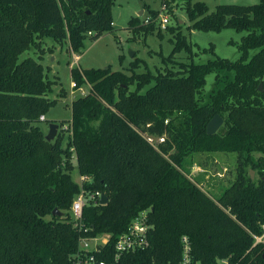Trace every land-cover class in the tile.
<instances>
[{"label": "trees", "instance_id": "trees-1", "mask_svg": "<svg viewBox=\"0 0 264 264\" xmlns=\"http://www.w3.org/2000/svg\"><path fill=\"white\" fill-rule=\"evenodd\" d=\"M175 1L192 30L245 32L240 59L175 61L157 72H135L138 59L130 72L73 67L72 80L90 92L73 100L68 130L60 123L48 142L40 119L56 104L48 98L54 82L39 60L21 55L43 38L80 55L87 34L98 39L113 28L114 0H0V264H71L82 238L102 234L112 235V250L145 210L150 247L134 264L180 263L184 237L194 264H264V244L255 245L264 233V0L212 13L194 0L161 4ZM130 27L148 33L154 26L136 18ZM182 47L175 44L169 59ZM216 115L224 124L210 136ZM212 153L237 158L235 178L219 196L189 177L195 155ZM75 167L92 179L88 193L109 199L87 200L81 228L70 214L81 192ZM55 209L64 216H53Z\"/></svg>", "mask_w": 264, "mask_h": 264}, {"label": "rangeland", "instance_id": "rangeland-1", "mask_svg": "<svg viewBox=\"0 0 264 264\" xmlns=\"http://www.w3.org/2000/svg\"><path fill=\"white\" fill-rule=\"evenodd\" d=\"M193 2L204 3L208 12L212 13L220 5L253 6L260 0H194ZM161 8V0H114L113 28L98 39H93V35L87 34L80 55L74 53L68 44L61 45L49 38L39 39L34 47L21 55V61L26 58L39 60L44 66L47 78L54 82L48 98L56 101V104L45 115L46 120L42 123L46 134L51 123L59 125L64 123L65 126L72 120V102L81 96L80 92L72 95L73 67L80 70L110 68L113 72H130L131 63L138 59L135 72H144L146 67L152 72H157L175 66V61L203 64L215 57L231 61L240 59L239 45L242 37L246 35L245 32L231 28L220 32L192 30L190 27L193 22L189 19L181 1L173 2L166 7V11L162 12ZM136 18L142 23L148 18L152 19L153 29L148 33L143 31L135 33L130 27V22ZM163 18L168 19V23L164 24ZM178 43L183 44L182 50L169 59L175 44ZM254 53L251 52V56ZM73 55L80 56L77 63L74 62ZM214 79V73L207 76L205 91L212 88ZM84 88L88 90V87ZM221 130L222 127L219 132ZM66 136L70 135L66 133ZM254 156L257 158L261 155L255 153ZM236 161V154L233 153L197 154L189 168V177L205 193L219 196L222 189L235 178ZM72 177L81 185L76 167L72 171ZM257 178V174L254 173L253 179L257 180Z\"/></svg>", "mask_w": 264, "mask_h": 264}, {"label": "built area", "instance_id": "built-area-1", "mask_svg": "<svg viewBox=\"0 0 264 264\" xmlns=\"http://www.w3.org/2000/svg\"><path fill=\"white\" fill-rule=\"evenodd\" d=\"M166 5L162 4L161 11H166ZM162 17V14L160 15ZM152 19L148 18L143 24L148 25ZM163 23H168V19H162ZM114 26V24H112ZM92 35V33H89ZM74 62L80 60V56L73 55ZM72 95L81 93V97L87 96L90 92V85L84 84L78 86L75 81L71 82ZM84 87H88L86 90ZM87 91V92H85ZM79 97V96H78ZM41 121H45V116H42ZM71 122V121H70ZM68 125L63 126V130L67 131ZM61 130V126H60ZM151 142L153 139H149ZM164 138H160L159 142H163ZM81 192L76 196L70 214L75 227L81 228L83 226V211L88 199H101L102 194L99 192L88 193L84 189V184L92 182V179L87 176H80ZM148 210L141 212L129 225L128 230L120 235L114 247L110 248L111 234H102L95 237L82 238L79 242V250L71 261V264H134L133 259L139 253L146 251L150 247V233L152 225L149 222ZM264 230V225H263ZM264 244V233L262 236L255 237V245ZM100 255L105 256L106 259H101ZM178 264H194L191 255V244L187 237L182 239V260ZM199 264V263H198ZM220 264H230L228 260H221Z\"/></svg>", "mask_w": 264, "mask_h": 264}, {"label": "water", "instance_id": "water-1", "mask_svg": "<svg viewBox=\"0 0 264 264\" xmlns=\"http://www.w3.org/2000/svg\"><path fill=\"white\" fill-rule=\"evenodd\" d=\"M133 56H134V54H133ZM260 90L263 91V85L262 84L260 85ZM223 124H224L223 118L220 115H216L208 124V127H207L208 135H210V136L215 135L219 131V129L223 126ZM59 132H60V125L55 124V123H51L49 125V131L46 135V140L48 142H53L57 138ZM251 173H252V178H254L255 172L251 171ZM108 203H109L108 197L106 195H102L100 204L101 205H107ZM55 215L64 216V213L61 212L59 209H55L53 212V216H55Z\"/></svg>", "mask_w": 264, "mask_h": 264}, {"label": "crops", "instance_id": "crops-1", "mask_svg": "<svg viewBox=\"0 0 264 264\" xmlns=\"http://www.w3.org/2000/svg\"><path fill=\"white\" fill-rule=\"evenodd\" d=\"M141 12H143V11H141ZM141 12H140V13H141ZM45 120H46V119H45Z\"/></svg>", "mask_w": 264, "mask_h": 264}]
</instances>
